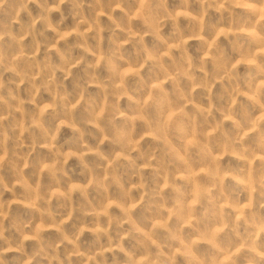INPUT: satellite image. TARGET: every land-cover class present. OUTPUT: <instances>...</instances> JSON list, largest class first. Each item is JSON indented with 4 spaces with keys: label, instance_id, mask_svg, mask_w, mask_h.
Listing matches in <instances>:
<instances>
[{
    "label": "rangeland",
    "instance_id": "374dc122",
    "mask_svg": "<svg viewBox=\"0 0 264 264\" xmlns=\"http://www.w3.org/2000/svg\"><path fill=\"white\" fill-rule=\"evenodd\" d=\"M264 0H0V264H264Z\"/></svg>",
    "mask_w": 264,
    "mask_h": 264
},
{
    "label": "clouds",
    "instance_id": "9594fccd",
    "mask_svg": "<svg viewBox=\"0 0 264 264\" xmlns=\"http://www.w3.org/2000/svg\"><path fill=\"white\" fill-rule=\"evenodd\" d=\"M261 255H264V253H261Z\"/></svg>",
    "mask_w": 264,
    "mask_h": 264
}]
</instances>
